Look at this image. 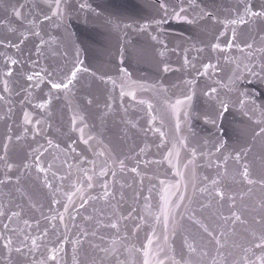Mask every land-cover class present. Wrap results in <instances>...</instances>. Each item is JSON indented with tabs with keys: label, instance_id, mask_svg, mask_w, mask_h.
<instances>
[{
	"label": "water",
	"instance_id": "95a60500",
	"mask_svg": "<svg viewBox=\"0 0 264 264\" xmlns=\"http://www.w3.org/2000/svg\"><path fill=\"white\" fill-rule=\"evenodd\" d=\"M51 2L0 0L24 5L19 18L0 7V38L9 27L30 29L19 50L4 46L19 43L18 32L0 40V156L10 135L7 156L13 164L8 171L0 161V264H261L264 32L259 22L230 23L242 14L241 0H195L194 8L188 0H62L63 16L45 20ZM181 4L194 23L175 18L173 7L178 11ZM201 10L216 19H201ZM41 39L47 43L40 45ZM77 49L88 71L78 73L70 90L52 89L47 76L27 81L28 74L54 69L52 80H64L77 63ZM7 57L19 63L8 61L13 76L5 92ZM49 97L47 109L37 107ZM178 99L185 103L174 111ZM25 112L30 124L24 123ZM34 127L40 129L35 136ZM81 128L84 139L92 137L88 144ZM40 152L51 188L33 162ZM25 163L31 167L25 169ZM102 169L106 175H100ZM9 238L11 251L4 247Z\"/></svg>",
	"mask_w": 264,
	"mask_h": 264
},
{
	"label": "snow or ice",
	"instance_id": "6c2138e0",
	"mask_svg": "<svg viewBox=\"0 0 264 264\" xmlns=\"http://www.w3.org/2000/svg\"><path fill=\"white\" fill-rule=\"evenodd\" d=\"M53 5H54V7H52ZM61 5H62V0H52L51 4L49 5V7L52 9L51 10V15L45 14L44 15V19L45 20H52L53 17H62L63 16V11L61 9ZM0 7H3L6 12L11 10L12 14L15 17H17V18H19V17H21L23 15L22 9L24 8V5H19V7H17V5H15V4L0 3ZM82 7H83V5H82ZM194 7H198V5L195 4V0H188V8H194ZM241 7H242V14L238 13L237 18L231 20L230 23L232 25H248V24H255L256 22H259V24L261 25L260 30L262 32H264V0H257L256 3L249 2V0H241ZM159 8L164 11L165 15H168V6L165 3L161 2L160 5H159ZM187 10L188 9H186L181 4L179 6V10L178 11L176 10V7H173V14H174L176 19H185L190 24L194 23L195 19H189L188 16L185 15ZM201 12H202L201 19H203L205 17L213 19V20L216 19V17L213 16V13L211 11L201 10ZM155 23L159 27L163 23V20L162 19L161 20H157ZM28 24L30 26H35V21L34 20H29ZM57 26L59 27V25H57ZM128 27H131V26L129 25ZM29 30L30 29H28V28H25L24 30H20L19 28L9 27L7 32L5 33V35L2 38H0V40L8 41L10 39L8 33L16 34L18 32L19 35L17 36V39L19 40V43H15V44L6 43L4 46L5 47H16L19 50L20 45L23 44L28 39V35L26 33ZM32 35L40 36V32L39 31H32ZM232 38H233V41L237 38V33H236L235 29H233ZM152 39L156 40L157 37L153 36ZM46 43H47V41H44L43 39H41L40 45H44ZM161 43L163 44V41H161ZM231 46H232V44L230 42L228 44V47L231 48ZM165 47H167V46L165 45ZM212 47L213 48H219V45L214 44ZM247 47L251 48L252 45L248 44ZM37 51L38 52L40 51V46H37ZM261 51H264V49H261ZM161 55H163V53H161ZM76 57H77V63L70 70V73L65 75L64 80H62L60 82H56V81L52 80V76L55 74V69L53 70L52 73H49V72L45 71L43 74H41L40 72H36V73H33V74H28L26 79H27V81L31 82L34 79L43 80L44 77L47 76L49 78V81H50L52 89H56V90L63 89L65 91H68V90H70V87L74 86V82L77 80L78 73L87 72L88 71V69L83 67V61L79 60V49L76 50ZM8 61H10V64L13 65V66L16 65L17 63H19V61L17 59H15V58H11V57H7L6 58L5 68L7 70L4 71V73H3V75L5 77V79L3 80V85H4V91L5 92H8L10 90L9 89V80L7 78L13 76V71H12V68L8 66ZM184 63L186 65L189 64V60H188L187 56H185ZM204 67H205V69H207L208 67H211V65H205ZM163 70L165 72L169 71V68H168L167 64H165ZM113 83H115V82H113ZM32 86L33 87H39V84L37 83V84L32 85ZM125 86L126 85H124L122 83V85H121V96L125 95V92H124V87ZM211 91L215 92L216 89L213 88ZM127 95H130V96L133 97V99H135V95H134L133 92H128ZM2 99H4V97L0 96V100H2ZM191 99H192L191 96H186L185 97L186 101H190ZM86 102H87L88 105H91L93 103V100L92 99H87ZM184 103H185V101H182V100L178 99L176 101V104L172 106L173 110L174 111L178 110L179 106L184 104ZM50 104H51V98L49 97V99L47 101L39 103L37 105V107L40 108V109H47ZM149 107H151V105H149ZM221 107L224 109V111H227V106L226 105L222 104ZM9 111H11V109H9ZM77 118L78 117L75 116V115L72 118V126H73V128H75V126H76ZM79 119L82 120L83 117H79ZM31 122H32V120H31L30 114L25 112L24 113V123L25 124H30ZM40 123H41L40 120L36 121V125L37 126L40 125ZM178 127H179V125L177 124V128ZM153 130L156 131V132H159V134H160V136L162 138L165 136V133L160 131V129H153ZM27 131L28 130L25 129V132H27ZM39 131H40L39 127H34L32 129L33 136L38 135ZM80 132H81V140L83 141L84 144H88L89 141L92 139V137L89 136L88 139H84V135H83L84 129L81 128ZM261 133H264V128L261 129ZM17 139H20V137H17ZM11 140H12V137L10 135L7 136V141L8 142L4 144V153L5 154L3 156H0V161L4 162V166H5V168L8 171H11V169L13 168V164L8 162V156H7L8 151H9V143L11 142ZM48 144L51 145L52 141L49 140ZM221 147H223V145H221ZM36 151L39 152V149H37ZM217 151H220V148H217ZM42 155H43L42 152H40L38 155H35L33 157V162H34V165L36 167V170L39 173H44L45 174V180H44L45 185L48 188H51L52 185L48 182V179H47V171H48V169H46V168H44V167H42L40 165V159H41ZM192 155H193V157H195V150H193ZM171 156H172V153L169 152L168 158H169V162L170 163H171V159H170ZM236 159L237 160L240 159L239 154H237ZM225 160H227V157H225ZM29 167H31V165H29L27 163L24 164V168L25 169H28ZM121 167H123V162H121ZM49 168H51V165H49ZM132 171L136 172V169L133 168ZM100 175H102V176L106 175V172L102 169ZM113 175H115V173H113ZM177 175H181V173L177 172ZM243 175H244L245 179L248 178L249 173H248V169L247 168H245ZM88 179L91 180L92 177L89 176ZM0 183H2V182H0ZM163 183H164V181H161V184H163ZM213 183H216V182L213 181ZM248 183L252 184L253 181L248 179ZM89 186H91V185H89ZM107 187H108L107 184H105L104 185L105 191L103 193L105 198H107L110 195V193L107 190ZM77 191H80V189H77ZM201 191H205V189H201ZM217 194L220 195V196H223V193H219L218 192ZM68 199H69V202H71V196H69ZM53 202L56 203L58 201L54 200ZM165 202L167 203V200ZM87 203H88V201L84 200L81 203V207H84V205L87 204ZM177 207H179V206H177ZM65 210L67 211V205L65 206ZM0 215H3V213L0 212ZM17 215H18V213H15V212L12 213V216H17ZM164 215H165V219L167 220V216H168V211L167 210H164ZM9 219H11V217H9ZM53 219H55V217H53ZM60 219H61V221L63 220V215L62 214L60 215ZM236 219L239 220L240 217L236 216ZM257 223H259L261 225H264V216H261V219L258 220ZM4 227L7 228V225H5ZM111 227L117 228L118 225H117V223H112ZM12 243L13 242H12L11 238H9L7 240V242L4 244V247L6 249H8L9 251H11ZM77 243H79V241H77ZM217 243H219V241H217ZM148 244L149 245L152 244L151 238H149ZM32 247L33 248L37 247V243H36L35 239L32 240ZM188 247H189V249L191 251H195V249L192 248L191 245H189ZM257 247H264V243L257 245ZM16 251L20 252L21 249L20 248H16ZM51 251L53 252V255L51 256V259L53 261H55L56 260L55 252L57 250L55 248H53ZM147 255H148V253L146 251L145 252V256L147 257ZM40 264H44V261H41ZM145 264H148L147 260H145ZM261 264H264V257L261 258Z\"/></svg>",
	"mask_w": 264,
	"mask_h": 264
}]
</instances>
